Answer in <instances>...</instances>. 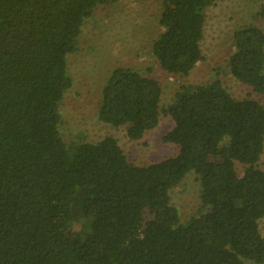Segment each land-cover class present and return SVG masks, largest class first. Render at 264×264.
I'll list each match as a JSON object with an SVG mask.
<instances>
[{
	"label": "trees",
	"instance_id": "16d2710c",
	"mask_svg": "<svg viewBox=\"0 0 264 264\" xmlns=\"http://www.w3.org/2000/svg\"><path fill=\"white\" fill-rule=\"evenodd\" d=\"M120 1L0 0V264L264 263L258 99H238L217 80L181 85L162 106L158 79L117 67L103 88L99 120L141 140L162 115L170 117L163 140L178 153L136 165L112 135L64 140L60 107L74 85L68 57L95 10ZM217 1L162 0L152 48L162 69L189 76L205 59L207 11ZM230 71L264 95L257 23L235 31ZM190 173L206 210L182 223L172 191Z\"/></svg>",
	"mask_w": 264,
	"mask_h": 264
},
{
	"label": "rangeland",
	"instance_id": "374dc122",
	"mask_svg": "<svg viewBox=\"0 0 264 264\" xmlns=\"http://www.w3.org/2000/svg\"><path fill=\"white\" fill-rule=\"evenodd\" d=\"M263 6L264 0H219L211 5L202 42L205 59L189 76L169 74L153 56L154 41L162 31V0H121L107 7H98L84 23L78 51L68 57V69L74 85L60 107L64 140L97 142L112 135L136 165H148L178 153L177 145L163 140L174 125L170 117L162 115L159 125L141 140L130 139L125 127L116 128L99 120L103 88L117 67H133L158 79L163 87L162 106L175 100L181 85L217 80H221L238 99L251 97L264 103V95L235 79L230 71L235 31L251 22L264 29ZM259 165L264 169V154ZM238 167L242 173L243 167ZM172 198L180 211L182 223L192 222L199 216V211L206 210L195 173L188 174L173 189ZM72 228L78 232L80 224L75 222ZM261 229L264 235V219ZM245 264L261 263L245 259Z\"/></svg>",
	"mask_w": 264,
	"mask_h": 264
}]
</instances>
